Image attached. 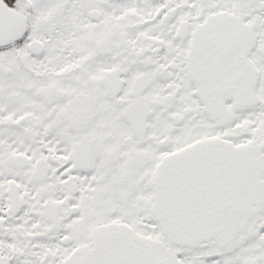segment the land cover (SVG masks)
Segmentation results:
<instances>
[{
  "label": "snow or ice",
  "instance_id": "6c2138e0",
  "mask_svg": "<svg viewBox=\"0 0 264 264\" xmlns=\"http://www.w3.org/2000/svg\"><path fill=\"white\" fill-rule=\"evenodd\" d=\"M0 264H264V0H0Z\"/></svg>",
  "mask_w": 264,
  "mask_h": 264
}]
</instances>
